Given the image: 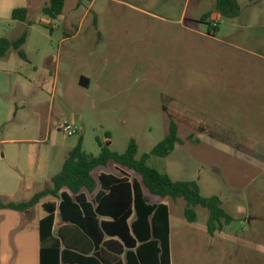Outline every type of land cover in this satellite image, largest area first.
I'll list each match as a JSON object with an SVG mask.
<instances>
[{"label":"rangeland","instance_id":"rangeland-1","mask_svg":"<svg viewBox=\"0 0 264 264\" xmlns=\"http://www.w3.org/2000/svg\"><path fill=\"white\" fill-rule=\"evenodd\" d=\"M47 1L0 0V39L26 37L25 60L12 48L0 57V202L50 188L79 141L96 156L97 139L117 153L132 139L136 158L196 181L233 218L210 236L205 209L187 223L182 199L153 197L169 209L171 264H264V0H237L234 19L218 16L214 0H65L51 19ZM15 8L25 21L11 18ZM170 119L182 143L150 155ZM42 215L0 210V264H38Z\"/></svg>","mask_w":264,"mask_h":264},{"label":"trees","instance_id":"trees-1","mask_svg":"<svg viewBox=\"0 0 264 264\" xmlns=\"http://www.w3.org/2000/svg\"><path fill=\"white\" fill-rule=\"evenodd\" d=\"M214 2V11L220 17L234 19L240 13L237 0ZM64 4L65 0H48L41 11L56 19L62 14ZM26 14L25 8H15L11 18L25 21ZM208 15L204 14L199 21L204 22ZM216 28L213 22L207 33L210 35ZM25 40V33L14 40L1 38L0 57L12 48L25 60L22 53ZM82 80L86 86L87 80L81 78L80 84ZM171 115L186 125L191 124L177 113ZM191 125L195 130L201 127L194 122ZM181 143L177 125L170 119L165 137L149 154L166 157ZM97 144L100 151L93 156L82 150L79 141L68 152L60 171L51 177L50 188L34 193L24 202H0V210L27 212L39 206L45 212L37 226L38 264H170L168 207L164 203H152V197L182 199L187 223L196 221V207L205 209L206 232L210 236L233 221L223 210L221 200L217 196L204 197L196 181L173 180L149 167L148 154L136 158L134 140H129L123 153L111 151L99 139ZM108 164H113L119 174H94L97 168ZM132 215L133 220L128 222ZM122 255L123 263L119 260Z\"/></svg>","mask_w":264,"mask_h":264},{"label":"crops","instance_id":"crops-1","mask_svg":"<svg viewBox=\"0 0 264 264\" xmlns=\"http://www.w3.org/2000/svg\"><path fill=\"white\" fill-rule=\"evenodd\" d=\"M18 75V77H19V74H17ZM25 86H22V88H24ZM25 101H22V104L24 103ZM17 112L18 111H16V110H14V107L11 109V110H7V111H5V114L6 115H8V114H11V116L13 115V117H15L16 116V114H17ZM11 141H15V140H11ZM116 171V170H115ZM117 172V171H116ZM118 173V172H117ZM46 189V188H45ZM153 198V197H152ZM152 198L150 199V201L152 202V203H161V202H155V201H153L152 200ZM89 199H90V197H89ZM166 199H168V198H166ZM166 205V204H165ZM168 207V206H167ZM43 211V210H42ZM168 211H169V209H168ZM30 211H27V212H25V213H29ZM45 216V212L43 211V215L39 218V220L41 219V218H43ZM58 216V215H57ZM133 215L128 219V222H131L132 220H133ZM38 220V221H39ZM60 222L62 223V220L60 219ZM38 249H39V247H38ZM119 260L123 263L124 262V258H123V255L122 256H119ZM170 264H171V259H170Z\"/></svg>","mask_w":264,"mask_h":264},{"label":"built area","instance_id":"built-area-1","mask_svg":"<svg viewBox=\"0 0 264 264\" xmlns=\"http://www.w3.org/2000/svg\"><path fill=\"white\" fill-rule=\"evenodd\" d=\"M62 130H63V132H64L66 135H68V136L72 135V130H71V127H70V126L65 125V126L62 128Z\"/></svg>","mask_w":264,"mask_h":264},{"label":"water","instance_id":"water-1","mask_svg":"<svg viewBox=\"0 0 264 264\" xmlns=\"http://www.w3.org/2000/svg\"><path fill=\"white\" fill-rule=\"evenodd\" d=\"M58 217L60 218V214H58ZM57 232V227H55V229H54V233H56Z\"/></svg>","mask_w":264,"mask_h":264}]
</instances>
